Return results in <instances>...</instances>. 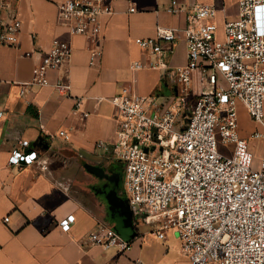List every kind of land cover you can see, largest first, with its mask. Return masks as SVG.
<instances>
[{"label":"built area","instance_id":"1","mask_svg":"<svg viewBox=\"0 0 264 264\" xmlns=\"http://www.w3.org/2000/svg\"><path fill=\"white\" fill-rule=\"evenodd\" d=\"M169 1L170 12H186L185 26L159 25L155 36L134 38L151 58L135 60L131 68L159 69L176 80V92L164 101L124 84L112 97L115 138L95 146L122 164V186L135 221L152 224L151 232L160 239L176 231L189 264H264V155L256 166L248 141L264 138V0H237V17L227 20L221 32L213 20L214 3ZM58 8L73 33L86 34L95 44L94 63L102 52L101 15L113 12V6L104 0H62ZM128 9L136 11L138 0H128ZM20 31L18 17L0 20V44L19 46ZM181 33L187 62L172 66L168 58ZM71 52L68 41L53 39L23 85L48 84V70L60 67ZM55 86L70 91L61 80ZM81 104L77 98L75 112ZM59 134L70 136L66 129ZM220 142L235 143L233 154L220 151ZM21 145L11 151L10 164L39 159L29 139ZM74 220L68 214L58 225L67 231ZM88 236L120 252L133 244L114 226L100 225ZM135 264L147 263L137 259Z\"/></svg>","mask_w":264,"mask_h":264},{"label":"crops","instance_id":"2","mask_svg":"<svg viewBox=\"0 0 264 264\" xmlns=\"http://www.w3.org/2000/svg\"><path fill=\"white\" fill-rule=\"evenodd\" d=\"M60 1L0 0L2 22L21 20L20 45L0 44V264H135L137 259L147 264H189L176 231L160 239L147 232L150 227L141 230L135 218L134 230L128 220L121 231L133 239L126 252L115 246L103 248L88 236L100 225L115 226L119 215L105 179L116 186L121 174L108 170L102 159L114 158L95 146L99 140L115 138L112 97L124 84L141 94L156 93L164 101L177 90L176 80L159 69L131 68L133 61L151 58L134 38L155 36L159 25L182 28L186 12H170L169 0H138L136 11H129L128 0H104L113 12L101 15L102 52L91 63L95 44L60 20ZM182 1L188 5L189 0ZM201 1L216 5L213 20L220 32L227 20L237 17V0ZM55 38L70 43L71 55L60 67L48 70V84L23 85L32 79L41 53ZM172 46L169 64H186L182 33ZM58 80L70 86L68 93L56 88ZM77 98L82 99L86 116L74 111ZM61 129L70 132L69 138L59 134ZM22 139H29L40 157L31 164H10L9 155L22 147ZM250 148L258 166L264 150L256 155L252 144ZM68 214L75 220L66 231L58 220Z\"/></svg>","mask_w":264,"mask_h":264},{"label":"rangeland","instance_id":"3","mask_svg":"<svg viewBox=\"0 0 264 264\" xmlns=\"http://www.w3.org/2000/svg\"><path fill=\"white\" fill-rule=\"evenodd\" d=\"M261 139H263V138H261ZM261 139L260 138H254V137L248 138L249 143L252 144L255 148L256 155H260L261 152H263V150H264V140H261ZM234 147H235V143H233V142H229V143L220 142L219 143L220 151H222L223 153H225L227 155L233 154ZM99 150L103 151L101 149H99ZM102 163L106 165V167L108 168V170H110V172H117L120 174L122 173L123 167L118 161L108 157V158L102 159ZM105 181L107 182V186H108L109 190H113V189L118 190L117 192L119 194V201H118L117 207L119 209V214H122L128 218V220H129L128 221V227L131 230H134L133 229L134 228L133 223H132L133 218L131 215L130 207L128 205V197H127V194L124 192V188L122 186L123 185L122 180L119 181L116 186L114 185V183L112 181H109V179H107V178L105 179ZM108 192H110V191H108ZM138 218L140 219V217H138ZM137 223H138V226L141 230L146 229L147 227L152 228V224H148L145 221H143V222L141 221V224H139L138 221H137ZM147 232H151V230H148Z\"/></svg>","mask_w":264,"mask_h":264},{"label":"water","instance_id":"4","mask_svg":"<svg viewBox=\"0 0 264 264\" xmlns=\"http://www.w3.org/2000/svg\"><path fill=\"white\" fill-rule=\"evenodd\" d=\"M117 191H118L117 189H113L111 191V193L109 194L110 201L112 203H114L116 208H118L117 204H118V201H119V194H118ZM118 211H119V209H118ZM130 211H131V209H130ZM131 215H132V218H134L132 212H131ZM116 220H117V223H116V225L114 227L118 230L119 233H121V231L124 229V226H125L126 222L128 221V218L126 216L122 215V214H119L117 216Z\"/></svg>","mask_w":264,"mask_h":264},{"label":"flooded vegetation","instance_id":"5","mask_svg":"<svg viewBox=\"0 0 264 264\" xmlns=\"http://www.w3.org/2000/svg\"><path fill=\"white\" fill-rule=\"evenodd\" d=\"M120 163V162H119ZM121 164V163H120ZM122 165V164H121ZM123 171V170H122ZM122 180V173H121V176L119 177V181Z\"/></svg>","mask_w":264,"mask_h":264}]
</instances>
